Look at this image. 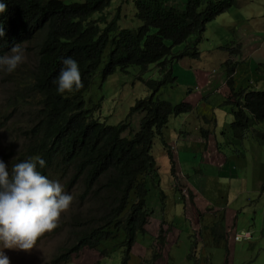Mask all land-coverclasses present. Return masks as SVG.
<instances>
[{
	"label": "trees",
	"instance_id": "trees-1",
	"mask_svg": "<svg viewBox=\"0 0 264 264\" xmlns=\"http://www.w3.org/2000/svg\"><path fill=\"white\" fill-rule=\"evenodd\" d=\"M112 1L2 0L6 9L0 12V26L5 37L0 38V54L22 43L27 44L34 60L32 67H18L6 79L14 84L18 101L38 99V107L18 139L21 144L9 142L10 153L2 155L12 159L18 154L13 164L41 156L46 165L39 171L59 181L72 200L78 201V207L83 206L70 219L65 241L51 264H67L84 249L98 251L103 257L110 255L107 243L119 233H123V241L111 253L122 248L121 264L131 259L137 238L147 235L146 226L153 215L147 200L151 187L165 199L153 142L163 137L171 116L193 111L189 104L162 100L159 93L175 82L174 65L178 61L199 56L206 24L237 2L187 0L182 9L179 0H135V16L141 26L121 28L120 9L110 20L104 14ZM194 35L200 36L195 43L173 52L175 46L187 43ZM193 50L194 55L189 53ZM67 56L78 62L82 87L60 96L52 81L62 67L61 58ZM230 64L226 63V104L231 107L234 136L243 139L254 124L264 123V91L236 89ZM151 65L157 79L144 78ZM131 68L139 69L137 79L149 93L136 100L131 109V113L143 114L133 137L123 135L129 123L108 125L97 117L102 100L86 98L97 78L104 83L116 72L129 73ZM8 102L17 109L12 98ZM2 123L7 125L8 120L2 119ZM168 157L174 176L176 164L171 152ZM163 229L162 225L161 236Z\"/></svg>",
	"mask_w": 264,
	"mask_h": 264
},
{
	"label": "rangeland",
	"instance_id": "rangeland-1",
	"mask_svg": "<svg viewBox=\"0 0 264 264\" xmlns=\"http://www.w3.org/2000/svg\"><path fill=\"white\" fill-rule=\"evenodd\" d=\"M69 1L75 2L79 0ZM134 1L135 0H113L111 6L104 11V14L108 17V20H110L116 15L118 9H120V27L138 28L141 26V22L137 20L135 16L136 10L133 4ZM179 3L181 4L180 7L183 9L187 5V0H179ZM95 18H98V16H95ZM101 28H104V26H101ZM243 33L253 35L257 39V43L259 45L261 44V40L264 37V0H237L235 5L206 25V30L201 35L202 39L199 49L204 56L209 55L212 58L215 56L216 59L213 58V61L210 63L213 64L210 66L211 70L213 68L218 71L221 69L222 73L225 74L224 67L220 60L221 55L228 56L233 66L235 64L234 60H241L244 52L233 53L234 48L232 47V43H239ZM199 37L198 35L192 36L188 43H195ZM168 44L171 43L168 42ZM186 45L187 44L176 46L173 52L178 53L179 50L186 48ZM21 47L25 49V59L19 67L23 65L32 67L34 60H32L31 53L26 49L27 44ZM189 53L194 55L195 51H189ZM200 57L201 56L197 58L199 59ZM259 58L264 60V43L259 50L252 51L249 55L250 64H254V69L252 70L254 77H259L262 73V68L258 64ZM185 60H191L196 63L195 60L197 59L185 58ZM235 65L237 71L234 69L233 73L235 75L236 71V80L238 84L241 85L247 81L249 72L245 73L241 71V62ZM138 72V68H131L129 73L118 71L110 76L104 83H101L100 79L97 78L86 96L87 99L93 100L94 102L102 100L101 111L97 114V117H99L102 122L108 125H117L122 122L129 123L130 126L127 131L123 132V135L130 137H133V135L139 131L142 118V113H131V109L135 105L136 100L143 99L149 95L142 81L136 78ZM183 73L187 74L188 70L183 67L179 69V66L175 67V75L179 77V83L181 85H185L187 79H184L182 76ZM8 75H13V73L0 71V119L8 120L7 126L3 130H0L1 153H10L8 150V143L12 142L11 138L21 137L18 128L24 127L25 124L29 122L30 114L38 107L37 98H32L26 103L18 101L19 97L14 93V84L6 79ZM227 77L226 75V80ZM144 78L157 79L154 65L150 66V71L145 74ZM226 80L225 83H227ZM260 83H262V86L255 85V87L264 91V80L260 81ZM177 88L178 86L163 89L161 91L162 99L177 104L178 95L174 91L177 90ZM10 97L17 104L16 110H14V106L8 102ZM181 115L182 114L177 115V117ZM230 119H232L231 115L227 117V130L229 134H233L234 136V121L232 120L230 122ZM173 127H175L174 123L171 125V128ZM253 131H256V129L254 128ZM168 140L170 141L169 137ZM228 141H234V138H228ZM18 145H20V143H18ZM222 146H224V144ZM152 153L159 166L161 189L166 194L170 195V186L177 185L175 178L171 175V166L167 155L168 150L164 148L163 142L160 139L155 141ZM17 157L18 154H15L13 159ZM147 200L149 209L153 211V215L150 217V221L146 226L150 237L144 239L145 235L138 236L137 242L131 251V259L127 264H153L154 262H156V264H203L199 256L194 258L190 256V253L194 247V243L200 241L199 236L202 238L200 248L205 246L206 234L204 231L198 233L192 232L193 237H189L187 228L181 229L184 223L176 218L175 211L176 203H179L181 200L180 194L179 197L171 195L167 200V198L164 199L162 197L159 190L152 186ZM78 205V201L74 202V200H72L69 208L59 217L57 227L50 232L44 233L31 250L4 249L3 251L9 258L10 264H51V258L65 241L70 219L73 215L82 210L83 206L79 208ZM184 215L185 211L182 209L180 213L181 218H183ZM164 220L167 226L166 229H163L164 234L161 236V228H159V226ZM176 228L182 231L181 239L178 243L175 240ZM122 235L123 233H119L117 239L107 243L109 244L108 252H110V255L103 257L98 251L84 249L80 254L74 256L67 264H121L122 248H117V252H111L123 241ZM205 250L210 251L211 249L206 248ZM211 253L213 254L212 264H226L228 256L225 249H212ZM231 258L235 259V262L232 261ZM230 261V264H264V237H260V234L256 233V237L251 244H235L230 255Z\"/></svg>",
	"mask_w": 264,
	"mask_h": 264
},
{
	"label": "crops",
	"instance_id": "crops-1",
	"mask_svg": "<svg viewBox=\"0 0 264 264\" xmlns=\"http://www.w3.org/2000/svg\"><path fill=\"white\" fill-rule=\"evenodd\" d=\"M263 43L264 37L259 45L253 35L242 34L239 44L244 53L235 63L241 62V71L249 74L241 85L235 75L237 89L255 83L262 86L260 81L264 77H254V64H250L249 55L259 50ZM213 58L201 54L196 63L183 59L174 66V71L178 66L188 70L187 74H182L188 79L186 84L179 83L174 90L178 95L177 102H187L194 110L172 118L163 132L175 159L177 185L170 186V195L163 192L166 198L171 195L179 197L180 194L181 200L175 206L176 218L184 223L181 229L187 228L189 237H193L192 232L204 231L206 234L205 246L200 248L202 238L199 236L200 241L194 243L190 255L199 256L203 264H212V249H225L228 254L226 264H230V255L236 244L233 241L235 232L251 230L254 238L256 233L264 237V123L254 124L243 140L229 134L227 117L231 115L230 107L224 104L226 74L221 69L211 70ZM220 60L223 65L226 56L221 55ZM259 62L264 65L262 58ZM173 123L175 127L171 128ZM228 138H234V141H228ZM182 209L185 211L183 218L180 216ZM162 222L166 229V221ZM217 224L220 240L214 241L212 227ZM181 235L182 231L176 228L177 243Z\"/></svg>",
	"mask_w": 264,
	"mask_h": 264
},
{
	"label": "clouds",
	"instance_id": "clouds-1",
	"mask_svg": "<svg viewBox=\"0 0 264 264\" xmlns=\"http://www.w3.org/2000/svg\"><path fill=\"white\" fill-rule=\"evenodd\" d=\"M66 1L68 3H72L69 0ZM5 9H6L5 3H3L2 0H0V12L5 11ZM4 37H5L4 28L0 26V38H4ZM233 43L232 46L235 47L233 53L234 52L240 53L241 51L244 52V49L242 48L241 44L237 42H233ZM21 44L22 43H15L13 44V46L10 48L9 51L5 52L4 54H0V71L6 73H13L24 62L25 49L21 47ZM185 44L188 45V42ZM236 46H240V48L238 49L236 48ZM181 51H183V49L179 50V52ZM201 54L202 52H200L199 56H201ZM193 59H198V58H193ZM226 60L227 61L224 62L223 67H224V73L227 75L226 63L228 61L229 62L231 61L229 60L228 56H226ZM61 64L62 67L59 69L58 74L52 81V83L55 86V93L57 95L63 96L65 94H73L75 92H78L82 87L78 62L75 59H73L71 56H67L61 58ZM235 64L233 66V64L231 63L229 66H233L234 69H236L237 71V67H235L236 66ZM260 67L262 68V71H264L263 70L264 65L260 64ZM236 71H235V75H236ZM235 75L233 73L232 78L234 77V83L236 88ZM260 76L264 77L262 73L261 75H259L258 77L259 79ZM227 81H228V77H227ZM251 82L253 83L254 81ZM178 84H179L178 77L176 76L175 82L168 87L174 88L178 86ZM255 85L258 84L255 83L254 86H248L245 88H253L255 90H259L255 87ZM226 88H227V84L225 83L224 104H226L227 92H228L226 91ZM159 95L160 98L162 99L161 92L159 93ZM179 103L189 104L184 101H180L177 104ZM187 114L188 113H182V115H187ZM230 114H231V107H230ZM172 117L177 118V115L171 116L167 125L169 124ZM232 120H233V116H232ZM6 126L7 125L2 123V119H0V127H2L0 128V130H3ZM165 128L163 129L162 132L165 131ZM23 129L24 127L18 128L20 134L23 132ZM18 139L19 138L17 137L11 138V141L16 142L17 144L18 143L21 144V141ZM157 139H160L163 142V145L165 142L164 148L168 150L167 155H169V152L171 151L166 145L164 136L162 138L156 137L153 142V146ZM171 149L175 150L174 148ZM13 161L15 162L13 158L5 159L2 153L0 152V264H10L9 258L7 257V255H5L3 251L4 249H16V250H24V251L31 250L36 245L37 240L44 233L50 232L51 230L57 227V222L59 217L64 211H66L69 208V205L72 201V195L64 191L63 185L59 181L51 180L47 176L43 175L41 171H39V169H43L46 165L45 160L41 158V156L39 155L31 156L14 164ZM173 177L176 179V174ZM162 225L164 228L165 224L161 223V226ZM212 231L214 232L213 237H216L215 240L214 239L213 240L214 241L220 240L219 235L217 233L218 224L212 227ZM149 237L150 234L149 231L147 230V235L144 236V239ZM254 239H255L254 233L251 230H241L239 232L237 231L233 235V241L236 244H242V243L251 244L254 241ZM193 248L192 251L194 250Z\"/></svg>",
	"mask_w": 264,
	"mask_h": 264
}]
</instances>
